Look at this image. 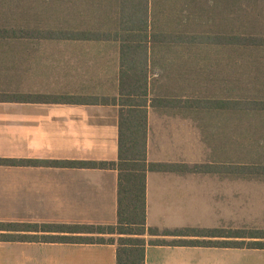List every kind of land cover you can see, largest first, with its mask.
I'll return each mask as SVG.
<instances>
[{
	"label": "crops",
	"instance_id": "1",
	"mask_svg": "<svg viewBox=\"0 0 264 264\" xmlns=\"http://www.w3.org/2000/svg\"><path fill=\"white\" fill-rule=\"evenodd\" d=\"M119 64V44L112 40L0 37V159L115 161ZM185 72L190 88L195 76L189 67L148 75L147 161L183 170L147 172L146 223L160 231H226L221 218L230 215L228 202L255 194L244 193V177L226 172L227 116L197 114L194 97L179 98ZM196 165L211 169H187ZM116 192L114 169L0 165V224L12 225L0 226V264H116L114 243L50 242L42 237L57 233L13 227L113 225ZM203 217L208 224L194 225ZM215 240L219 244L211 246L147 244L144 264H264V248Z\"/></svg>",
	"mask_w": 264,
	"mask_h": 264
},
{
	"label": "trees",
	"instance_id": "2",
	"mask_svg": "<svg viewBox=\"0 0 264 264\" xmlns=\"http://www.w3.org/2000/svg\"><path fill=\"white\" fill-rule=\"evenodd\" d=\"M20 4L17 17L0 20V37L26 38L33 35H61L81 39L112 40L119 44L120 83L118 154L115 161H74L39 159H0V165L114 169L117 171L116 223L113 225H23L25 228L57 234L42 237L50 242L114 243L116 264H144L149 245L211 246L264 248V232H226L217 229L160 231L146 223V175L149 171L183 170L182 165L147 161L148 75L155 69L163 73L173 65L202 73L209 62L226 72V88L221 93L194 96L197 114L226 115V129L240 127L248 131L255 120V155L251 163L229 162L227 137L223 154L230 176L255 173L264 176V0H11ZM33 5H32V4ZM253 12V13H252ZM168 52H174L169 56ZM176 54V55H175ZM251 69V70H248ZM245 71V73H244ZM254 72L255 87L243 89L241 77ZM197 77V76H196ZM179 88L189 97L192 84ZM245 80V79H244ZM262 82H257V81ZM202 92V91H201ZM200 93V92H199ZM203 95V96H202ZM1 96V95H0ZM25 94L23 97H29ZM239 128V129H240ZM246 141L250 134L240 135ZM252 162V161H250ZM188 170L207 172L208 165ZM11 227L10 224H0ZM243 233V234H241ZM107 235L108 237H106ZM4 235L3 237H5ZM114 236L117 238L115 239ZM145 236L150 237L146 240ZM165 236L179 237L171 241ZM193 238V239H190ZM38 239V238H36ZM247 241V242H246Z\"/></svg>",
	"mask_w": 264,
	"mask_h": 264
},
{
	"label": "rangeland",
	"instance_id": "3",
	"mask_svg": "<svg viewBox=\"0 0 264 264\" xmlns=\"http://www.w3.org/2000/svg\"><path fill=\"white\" fill-rule=\"evenodd\" d=\"M32 4V3H31ZM33 5V4H32ZM20 9V4L16 2H11V0H0V20L5 19L4 17H8L6 19H10V17H17V10ZM253 13V12H252ZM26 43V42H24ZM10 44H15L14 43H9L4 45L5 48H9ZM22 47V45H21ZM26 47V45L24 46ZM206 68L205 70L202 71V73L197 74V71L195 72V82H192V87L194 89V92L190 89V96H196L197 99L199 97V94L203 93L205 90V93H209L210 91L214 90L215 88L218 92V89L220 88L221 93L224 92V89L226 88V72L221 71V68L214 66L209 62L206 63ZM251 70V69H248ZM245 73V71H244ZM197 76V77H196ZM248 76H251L252 78H258L260 75H257L255 77L254 72H248L247 74L243 75L241 77V81L243 80V89L249 88L250 86L255 87V80L252 83H245L246 78ZM245 79V80H244ZM264 82V79H261ZM257 82H262V81H257ZM257 85V84H256ZM176 89H172V91H175ZM247 90V89H246ZM28 91L26 88H21L19 89V92H26ZM202 91V92H201ZM178 95L183 94L184 92L181 90L179 91L178 89ZM200 92V93H199ZM203 96V95H202ZM181 97V96H179ZM251 126L248 131H241L240 127H235L234 129H229L231 133H228V137L230 139V136H235L237 138L236 145H234V141L229 143V151L231 150H237V152L234 153V155H229V162L235 163L238 161L241 163H251L252 165L255 166V155L252 156L251 159L247 155H245L246 150H251L254 152L255 150V129L253 128L255 126V120L251 121ZM240 128V129H239ZM242 133L244 134H250L249 137H246L247 140L243 141L241 136ZM252 161V162H250ZM255 173H250V174H245L244 177V193H248V196L252 197H245L242 199H237V200H230L228 202V208H227V213L230 214L227 217L223 216L221 218L222 221L228 222V226L226 228V232H243L244 234H249L250 232H264V195H261L260 193L264 194V185L261 184H255V182H263L264 176H255ZM231 176V175H230ZM232 188L229 185V189ZM260 194V195H258ZM194 218H188L189 221H192ZM195 224L196 223H201L203 225L208 224L209 222L207 221L206 218H195ZM201 221V222H200ZM223 222V223H224ZM194 223V222H193ZM210 227V226H207ZM249 232V233H248ZM241 233V234H243ZM247 242V241H246ZM229 256H249L248 254H229Z\"/></svg>",
	"mask_w": 264,
	"mask_h": 264
}]
</instances>
